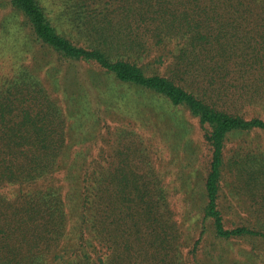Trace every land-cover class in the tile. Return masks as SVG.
I'll return each instance as SVG.
<instances>
[{
	"label": "trees",
	"instance_id": "1",
	"mask_svg": "<svg viewBox=\"0 0 264 264\" xmlns=\"http://www.w3.org/2000/svg\"><path fill=\"white\" fill-rule=\"evenodd\" d=\"M82 11L97 34L90 45L81 44L71 28ZM167 17L172 36L182 42L167 61L170 67L150 69L148 40L164 41L158 29ZM181 43L194 46L192 58H183L196 63L194 68L177 63ZM0 46L5 55L9 47L25 51L0 83V264H238L223 243L264 241V152L226 158L234 136L264 133V110L243 112L254 99L264 100V0H127L104 8L99 0H75L55 9L43 0H1ZM181 47L179 52L186 51ZM32 61L46 79L55 74L54 92ZM82 95L103 122L109 121L106 95L122 108L128 101L132 112L141 104L151 120L159 116L149 129L160 134L159 144L168 152L202 134L211 150L209 172L199 185L185 180L182 194L193 186L203 192L199 213L194 208L190 214L198 240L191 242L179 229L149 147L146 153L120 150L118 164L111 155L98 161L96 151H89L75 180L79 150L100 142L96 137L70 144L67 101ZM179 124L188 132L175 139ZM227 160L230 171L247 169L258 180H224ZM227 183L260 196L253 199L252 226H226L220 191Z\"/></svg>",
	"mask_w": 264,
	"mask_h": 264
},
{
	"label": "rangeland",
	"instance_id": "2",
	"mask_svg": "<svg viewBox=\"0 0 264 264\" xmlns=\"http://www.w3.org/2000/svg\"><path fill=\"white\" fill-rule=\"evenodd\" d=\"M43 1L45 3V6L55 9V6L57 4L65 3L69 5L75 0ZM126 1L127 0H99V4L103 8L106 7L107 4H109V7H114L117 3L120 4ZM215 10L220 11L219 9H217V7L215 8ZM89 12H87V14H89ZM79 17L80 21L78 22V25L77 23H75V25H72V27H68H71L73 29V35H75L76 39L81 44L90 45L93 43L91 42L92 39L97 38L96 31L93 29V26H90L89 23H86L83 11L82 15H79ZM138 20H141L140 17H138ZM168 22L170 23L169 17H167L165 24L161 26L159 25L160 29H158V31L162 33L165 38L161 44L157 45L155 43V39L151 37L148 40L150 44L149 47L152 50V56H148L146 58L145 65L150 69H158L159 66L163 64L170 67L171 65H169L167 61L170 58L173 59V51L175 45L181 40L176 36H172V31L168 29ZM137 25L138 23L133 24L134 27H137ZM151 29L156 30L154 28ZM142 31L143 30H141V32ZM11 38L14 41L15 37ZM181 46H186V51L179 52V50L182 48ZM193 47V45H187L186 43H181V45H179L178 52H175L178 55V64L187 65L190 68L195 67L196 63L189 65L187 63V60H183L184 56L192 58L191 51L193 50ZM10 48L12 47H9L10 53L7 51V54L5 55L2 46H0V83L7 79V76L5 74H10V71L13 70L16 65H18V60H20L21 55L25 53V51L21 50L19 47H13L12 50ZM47 52L48 50L46 49L41 50L40 53L47 54ZM11 53L12 57H10V59L7 61L8 54ZM31 65L32 69L35 70V72L39 76H42L44 79H46L44 70L40 69L36 65V63L34 64V61L31 62ZM161 70H165L164 67H162ZM47 74L49 78L46 79V87L49 91L54 92L55 85L53 82H55V78H53V76L55 74ZM102 88L104 89V87ZM87 99L85 95H82L80 98H73V100L68 99L67 101L68 109H66V111L71 117L72 122L70 144H74L80 140H88L86 142H90L96 137H98L100 140V142L96 144V146L92 144V146H87L85 149L79 150L78 160L76 161L78 166L86 160V155L89 153V151L91 152L92 150L93 153L94 150L96 151V154H94L96 160L99 159L98 161H102L104 163L105 161H107V156L111 155L113 156L111 161L118 164L120 150H127L129 153L135 152L137 150H144V152H147V148L149 147L150 155H152V158L155 160V164H157L158 166V170L162 173V176H164L165 186H167L170 196V205L172 207V211L175 215V219L178 223L179 229H181V231L184 233V236H186L191 242L198 240L199 234L196 233L195 236H193L192 234L193 223L190 221V214L194 210V208L195 210L192 213H199V206L204 202L203 192L201 190L196 191L193 186V188H190V190H188V194H182L186 189L185 180H194L196 184L199 185L201 181H203L204 178L208 175L209 165L211 161V150L208 145L202 143V141L200 140L202 134H200L199 136L198 134H194V136L191 138L192 140L190 139L191 143L183 144V146H181L182 144L180 146L177 145V147L170 148L168 152L166 149H163V146L161 144H159L160 134H157L154 131L151 132V130L149 129L153 127L151 122H159V116H155V118L151 120L150 118L152 116L148 115L147 112L143 110L144 108L141 104L140 108L138 109V113L132 112L129 108L128 101L124 100L125 104L124 108H122L120 107L121 103L117 101L115 102L111 98V96L106 95L104 97V109H106L109 121L103 122L90 109H88L86 104ZM259 99L260 98H256L253 100V102H251L250 106L247 105V107H243V112H250L248 114H253L263 111L264 100ZM148 103L151 104L150 102ZM142 104L144 106L147 104V102L142 101ZM172 120L176 121L177 119L176 117H173ZM74 121L76 123H74ZM85 122H87V124H84ZM181 125L182 124L177 125V131L174 130V133H172V136L175 137V139L179 138V135L181 139L182 136H184L188 132L186 127L183 128ZM127 137L129 138V140L126 139ZM141 139H143V142L146 146L142 145ZM196 142L200 143V145L197 146ZM247 152H253L254 154H261L262 152H264L263 132L253 134L244 133L231 138V142L226 148V158L231 160V158H233L235 155L239 158ZM230 160H227V162L225 161L224 180H232V182L233 180H258L257 175H255V173L250 170L246 172L247 169L240 172L237 167L234 166L233 170L230 171L229 167H227ZM63 163L64 162H62V164ZM80 170L81 165L80 167L76 168L75 180H80L79 175H77L80 174ZM53 180H57V178H54ZM229 184L230 183L224 185L222 190L220 191V207L224 215L226 226L229 228L237 227L240 225L252 226L254 223V215L252 212L254 210L252 207L254 204L253 199L258 197H253L254 195H252L249 190H244L242 193L233 184L231 186H229ZM59 185L63 186L64 188V184L62 181H59ZM255 192L261 193L263 191L255 189ZM75 193L76 202H78L79 199L77 197L79 193V183H76L75 185V191L73 192V194ZM80 197L81 196H79V198ZM184 199L191 201L193 206L187 207ZM130 204H132V202ZM137 207L134 208L135 210L133 212L138 216L140 212H138ZM201 217L202 216H200V218ZM128 219L132 222L131 218ZM207 222L208 225L210 224V233L212 234L213 230L211 228V221L207 220ZM137 226V230L139 231H141L144 227L140 226L139 223H137ZM199 230L200 228H198V231ZM209 243L211 244L210 241ZM209 243L206 244L210 245ZM218 243L223 242L218 240ZM213 246L217 248L216 245ZM225 246L230 247V249L233 250L232 257L237 259L238 264H264V241L259 238H234L229 240L227 243L222 244V247L225 248ZM192 248L193 247H189V249ZM210 250H212L211 246ZM199 258L201 260H204L205 254L201 252ZM225 264L230 263L228 262Z\"/></svg>",
	"mask_w": 264,
	"mask_h": 264
}]
</instances>
